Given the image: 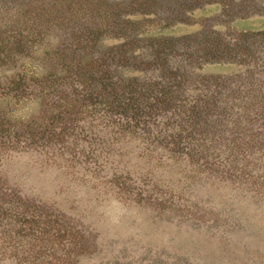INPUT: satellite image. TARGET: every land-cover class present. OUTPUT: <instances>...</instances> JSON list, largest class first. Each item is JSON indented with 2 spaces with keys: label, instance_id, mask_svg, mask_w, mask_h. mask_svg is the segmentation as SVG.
Here are the masks:
<instances>
[{
  "label": "trees",
  "instance_id": "1",
  "mask_svg": "<svg viewBox=\"0 0 264 264\" xmlns=\"http://www.w3.org/2000/svg\"><path fill=\"white\" fill-rule=\"evenodd\" d=\"M208 5L218 6L217 14L196 19ZM259 7L258 0H0V164L4 155L35 151L71 164L90 159L101 169L116 138L130 133L146 149L181 154L207 178L262 177L260 166L247 172L243 156L264 147V128L242 123L264 122V82L257 81L255 99L227 108L216 100L222 85L211 86L213 76L198 73L204 64L231 63L245 65L233 75L236 81L252 78L255 57L264 55L256 39L264 30L216 25ZM151 24L159 30L146 31ZM193 24L198 27L188 33L163 31ZM26 101L37 102V110L20 118L18 106ZM227 111L233 116L225 119ZM121 178H111L120 183L118 194L129 190L138 202L158 200L153 184L136 190ZM26 193L0 170V257L74 264L70 255L84 243L76 241L68 219ZM146 251L132 262L125 248L121 257L127 264H264L254 249L173 262L163 251L150 258Z\"/></svg>",
  "mask_w": 264,
  "mask_h": 264
},
{
  "label": "rangeland",
  "instance_id": "2",
  "mask_svg": "<svg viewBox=\"0 0 264 264\" xmlns=\"http://www.w3.org/2000/svg\"><path fill=\"white\" fill-rule=\"evenodd\" d=\"M258 1L261 7L253 15L228 24L224 21L217 28L234 32L263 31L264 0ZM218 11L216 5L205 6L195 13L196 19L216 15ZM197 27L198 24L176 25L163 31L182 34ZM156 30L158 26H146V31ZM256 39H260V47L264 48V37ZM257 57L250 70L252 78L247 83L232 78L245 65L208 63L195 72L213 76L209 84L222 85L223 90L217 102L222 100L223 106L234 108L235 104L255 99L254 90L259 89L257 81L264 82L259 78L264 73V55ZM37 107L35 101L21 103L17 116L27 118ZM228 112L224 113L225 119L233 116ZM242 125L254 130L264 128L262 121ZM116 140L109 161L102 162L101 169L99 163L90 159L83 164L82 158H75L71 164L67 158L52 160L35 151L7 154L2 158L1 173L7 175L11 184H17L45 207L58 208L68 219V226L78 234L76 241L84 243L83 248L70 255L74 264H127L126 259L133 262L143 249L147 250L148 258L163 251L173 262L181 256L205 258L208 253L227 248L247 253L248 249H254V256L264 262V160L259 161L264 156V147L256 152L245 151L243 156L247 172L260 166L258 174L262 177L249 180L243 175L220 179L207 178L181 154L172 158L161 148L146 149L138 134L126 133ZM113 173L122 177L120 182H126L127 188L137 190L147 183L153 184L154 197L158 200L141 198L138 202L131 195L135 193L129 190L118 194L120 183L111 182ZM125 248L124 261L121 256ZM0 264L17 263L5 255L0 257Z\"/></svg>",
  "mask_w": 264,
  "mask_h": 264
}]
</instances>
